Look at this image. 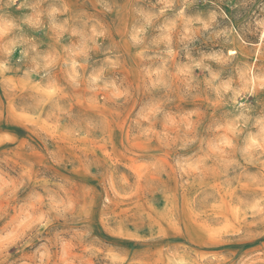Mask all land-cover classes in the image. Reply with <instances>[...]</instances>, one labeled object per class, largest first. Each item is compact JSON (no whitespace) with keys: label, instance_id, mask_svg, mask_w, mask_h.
Masks as SVG:
<instances>
[{"label":"rangeland","instance_id":"obj_1","mask_svg":"<svg viewBox=\"0 0 264 264\" xmlns=\"http://www.w3.org/2000/svg\"><path fill=\"white\" fill-rule=\"evenodd\" d=\"M0 264H264V0H0Z\"/></svg>","mask_w":264,"mask_h":264}]
</instances>
